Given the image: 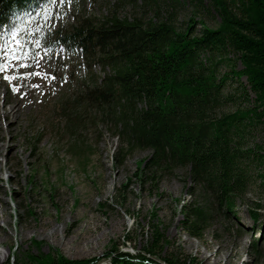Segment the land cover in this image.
Here are the masks:
<instances>
[{"label": "rangeland", "instance_id": "obj_1", "mask_svg": "<svg viewBox=\"0 0 264 264\" xmlns=\"http://www.w3.org/2000/svg\"><path fill=\"white\" fill-rule=\"evenodd\" d=\"M118 2L72 0L54 8L62 15H53L48 21L43 5L18 32L22 44L30 47L28 54L23 48L18 52L27 56L19 64L28 67L8 71L38 75H20L13 81L20 88L13 91L0 74V264H37V257L58 255L93 260V264H112L116 256L167 264L163 257L174 253L188 256L196 264H264V163L256 158L264 155L261 129L249 127L244 133L243 146L254 153L243 163L247 179L232 213L203 190L202 184L193 183L189 167L166 168L158 173L155 184L150 179L141 183L134 174L151 151L135 149L122 162L118 153L126 144L103 120L101 110L89 107L84 111L83 152L74 149L76 139L65 133V119L58 115L61 103L73 100L92 76H103V71L99 65L88 69L82 53L53 45L51 35L83 17L103 20L116 13L120 18L148 20L155 16L154 5L145 7L143 0L117 6ZM179 2V29L190 19L204 20L211 28L219 24L214 9L195 12L190 0ZM164 4L172 9L170 0H160ZM197 30H202L200 23ZM33 41L41 46L34 47ZM228 70L223 67L221 72ZM238 86L237 81L229 82L228 91L236 99L226 103L223 112L251 105L254 96L250 94V102L239 97ZM8 102L21 107L13 126H8L13 118L4 121L2 115L9 110ZM256 145L263 148L256 149ZM192 204L209 213L203 239L192 236L181 224L183 208ZM153 225H159L166 238L161 255L147 251Z\"/></svg>", "mask_w": 264, "mask_h": 264}, {"label": "trees", "instance_id": "obj_2", "mask_svg": "<svg viewBox=\"0 0 264 264\" xmlns=\"http://www.w3.org/2000/svg\"><path fill=\"white\" fill-rule=\"evenodd\" d=\"M128 1L136 0H119L117 6ZM179 1L170 0V9L161 6L160 0H143L145 7L154 5L156 9L154 18L148 20L120 18L115 13L103 20L78 18L70 28L56 30L51 35L53 45L82 53L88 69L99 65L103 71V76H92L73 100L63 101L58 115L65 119V133L76 139L74 149L83 152L84 111L89 107L101 110L103 120L126 144L118 153L122 162L135 149L151 151L134 174L141 183L150 179L155 184L163 169L189 167L193 183L202 184L203 190L232 213L247 179L243 163L254 153L244 148V133L249 127L264 133V0H208L209 5L206 0H190L195 12L214 9L220 21L211 28L204 20L190 19L181 29L176 25ZM46 3L0 0V37L6 40L13 29L22 31L31 15ZM165 10L161 16L159 11ZM22 51L30 53L29 45L24 44ZM237 64L241 68L237 69ZM223 67L229 70L222 73ZM230 81L238 82L239 97L250 102V94L254 96L247 109L222 111L226 103L236 99V94L228 91ZM262 148L256 145V149ZM256 158L264 163L263 154ZM182 213L183 228L203 239L208 210L192 204ZM151 238L148 253L161 255L166 238L159 225L152 226ZM252 247L257 253L256 245ZM163 259L167 264H196L175 253ZM36 261L94 262L59 255L37 257ZM15 262L7 264H18ZM112 264L157 263L145 257L116 256Z\"/></svg>", "mask_w": 264, "mask_h": 264}, {"label": "snow or ice", "instance_id": "obj_3", "mask_svg": "<svg viewBox=\"0 0 264 264\" xmlns=\"http://www.w3.org/2000/svg\"><path fill=\"white\" fill-rule=\"evenodd\" d=\"M72 0H47L44 12V19L46 21L50 20L53 15L60 16L62 13L54 12V8H59L64 4H71ZM11 41V43H9ZM33 46L39 48L41 45L38 41H33ZM24 45L19 39V33L17 29H13L11 33L8 34V40H4L0 37V74L3 75V79L9 82V85L13 88V91H18L20 85L14 84L13 81L18 79L20 75L28 77L31 75H38V73L24 72L21 74H13L8 70L12 67H24L27 68V64H19L21 59H26L27 56L21 57L18 52L22 50ZM39 55V53H37Z\"/></svg>", "mask_w": 264, "mask_h": 264}, {"label": "bare ground", "instance_id": "obj_4", "mask_svg": "<svg viewBox=\"0 0 264 264\" xmlns=\"http://www.w3.org/2000/svg\"><path fill=\"white\" fill-rule=\"evenodd\" d=\"M7 105L9 106V110L6 109L5 112L2 113L3 119H4V121H6V120H8L9 118L12 117L13 119L8 121V126H13L14 123H18V119H19L20 113H21V107H20V105L18 103L17 104L16 103L10 104L8 102ZM53 233L54 232H52L51 234H53Z\"/></svg>", "mask_w": 264, "mask_h": 264}]
</instances>
